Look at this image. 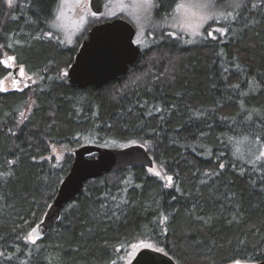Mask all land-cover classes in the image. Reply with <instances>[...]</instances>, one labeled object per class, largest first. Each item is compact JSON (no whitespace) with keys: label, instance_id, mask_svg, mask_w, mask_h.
Here are the masks:
<instances>
[{"label":"trees","instance_id":"1","mask_svg":"<svg viewBox=\"0 0 264 264\" xmlns=\"http://www.w3.org/2000/svg\"><path fill=\"white\" fill-rule=\"evenodd\" d=\"M58 1L0 0V82L8 64L36 81L0 89V264H128L140 247L176 264L262 261L264 0H210L218 18L195 37L146 31L136 66L100 89L67 83ZM180 1L156 0L158 15ZM136 144L153 168L87 181L31 239L76 148Z\"/></svg>","mask_w":264,"mask_h":264},{"label":"water","instance_id":"2","mask_svg":"<svg viewBox=\"0 0 264 264\" xmlns=\"http://www.w3.org/2000/svg\"><path fill=\"white\" fill-rule=\"evenodd\" d=\"M90 9L95 15H99L102 12L101 0H90ZM135 35L134 27L120 18L90 28L87 38L79 43L67 66L68 85L77 89H100L123 80L143 54L134 43ZM131 166L151 169L154 162L147 150L138 144L124 148L98 145L76 148L67 174L59 184L42 220L31 231V239H41L46 235L66 206L82 193L87 181ZM128 264L176 263L159 250L143 247ZM255 264H264V259Z\"/></svg>","mask_w":264,"mask_h":264},{"label":"rangeland","instance_id":"3","mask_svg":"<svg viewBox=\"0 0 264 264\" xmlns=\"http://www.w3.org/2000/svg\"><path fill=\"white\" fill-rule=\"evenodd\" d=\"M101 1L102 15L95 16L90 11V0H59L51 25L55 29L56 37L69 48H74L96 21L103 22L105 19L121 15L135 28L134 43L143 49L147 46L146 31H161L168 27L171 31L195 37L200 34L203 24L218 18L219 14L214 11L215 4L210 0H182L167 18L158 15L156 0ZM9 61L10 58L6 57L5 62ZM8 66L9 73L4 81L0 82V89L23 88L35 81L23 67Z\"/></svg>","mask_w":264,"mask_h":264},{"label":"flooded vegetation","instance_id":"4","mask_svg":"<svg viewBox=\"0 0 264 264\" xmlns=\"http://www.w3.org/2000/svg\"><path fill=\"white\" fill-rule=\"evenodd\" d=\"M102 4H103V3H102ZM90 11H91V9H90ZM91 13H92V12H91ZM92 14H93V13H92ZM100 15H102V13H101ZM104 22H106V21H103V22H100V23H95V24H93L91 27H93V26H95V25H98V24H101V23H104ZM91 27H90V28H91ZM90 28L87 29V32L89 31ZM87 32H86V34L82 37V39L80 40V42H81L82 40H84V39L87 38ZM80 42H79V43H80ZM79 43L75 46V51H76V48H77V46L79 45ZM18 67H20V66H18ZM18 67H17V68H18ZM17 68H16V71L18 70ZM22 82H23V81H20V83H22Z\"/></svg>","mask_w":264,"mask_h":264},{"label":"snow or ice","instance_id":"5","mask_svg":"<svg viewBox=\"0 0 264 264\" xmlns=\"http://www.w3.org/2000/svg\"><path fill=\"white\" fill-rule=\"evenodd\" d=\"M262 155H264V153H262Z\"/></svg>","mask_w":264,"mask_h":264}]
</instances>
